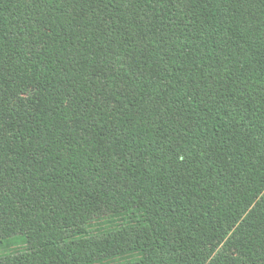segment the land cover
Wrapping results in <instances>:
<instances>
[{"label":"trees","instance_id":"trees-1","mask_svg":"<svg viewBox=\"0 0 264 264\" xmlns=\"http://www.w3.org/2000/svg\"><path fill=\"white\" fill-rule=\"evenodd\" d=\"M0 264H264V0H0Z\"/></svg>","mask_w":264,"mask_h":264}]
</instances>
